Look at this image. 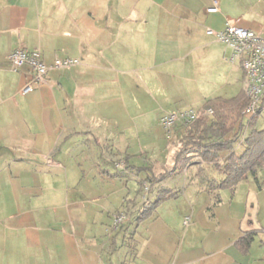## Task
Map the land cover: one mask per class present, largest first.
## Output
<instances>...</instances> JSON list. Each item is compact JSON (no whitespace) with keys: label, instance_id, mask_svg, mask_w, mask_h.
<instances>
[{"label":"crops","instance_id":"crops-1","mask_svg":"<svg viewBox=\"0 0 264 264\" xmlns=\"http://www.w3.org/2000/svg\"><path fill=\"white\" fill-rule=\"evenodd\" d=\"M260 2L0 0V264H169L162 208L190 210V230L203 219L190 195L202 210L210 196L194 177L195 185L184 180L194 166L170 171L177 146L159 118L244 90L240 62L207 29L233 18L264 36L250 9ZM16 47L41 50L43 80L26 65L12 68ZM64 56L78 63L52 66ZM134 173L148 189L131 204L125 180ZM258 180L220 189L211 214L218 234L204 238L198 264H264V167ZM160 186L179 192L158 203L144 237L126 221L113 224L114 213L137 212ZM246 233L243 251L236 241Z\"/></svg>","mask_w":264,"mask_h":264},{"label":"trees","instance_id":"trees-1","mask_svg":"<svg viewBox=\"0 0 264 264\" xmlns=\"http://www.w3.org/2000/svg\"><path fill=\"white\" fill-rule=\"evenodd\" d=\"M247 101L244 90L233 97L206 98L194 108L196 117L187 125L177 128L179 143L173 153L170 171L182 172L194 166L192 177L197 179V184L200 181L203 190L214 194L215 204L220 200V189L232 191L239 181L248 177L258 182V172L264 167V121L258 126V116L264 109V94L256 111L244 123L242 110ZM209 171H214L218 176ZM167 173H159L157 179ZM178 191L160 186L156 198L143 205L153 211L160 201L176 196ZM251 239L252 234L246 233L237 239L236 244L245 251Z\"/></svg>","mask_w":264,"mask_h":264},{"label":"built area","instance_id":"built-area-1","mask_svg":"<svg viewBox=\"0 0 264 264\" xmlns=\"http://www.w3.org/2000/svg\"><path fill=\"white\" fill-rule=\"evenodd\" d=\"M216 9L215 2L212 6L207 7V10ZM207 33L213 34L226 45L229 49L226 58L230 62H240L245 76L244 91L248 100L242 113L253 114L264 94V36L251 28L239 25L233 18H227L224 26L219 30L208 28ZM8 57L13 69L26 65L32 70L34 80L41 81L44 79L48 65L44 63L39 48L27 50L16 47L9 53ZM75 63H78V59L75 57H56L52 66L69 67ZM208 112H211V109H208ZM196 115L197 112L192 107L163 113L159 121L166 138L172 137L176 125H187ZM122 163L116 162L115 166L122 165ZM125 217L126 214L123 211L116 212L112 216V222L117 225ZM187 219L188 217H185L184 222H187Z\"/></svg>","mask_w":264,"mask_h":264},{"label":"rangeland","instance_id":"rangeland-1","mask_svg":"<svg viewBox=\"0 0 264 264\" xmlns=\"http://www.w3.org/2000/svg\"><path fill=\"white\" fill-rule=\"evenodd\" d=\"M262 2L260 3H253L252 5H250V9L252 11H256L260 13L261 16V20L260 22L264 25V6L261 5ZM244 6H248L249 5H244ZM196 104V103H195ZM195 104L193 103V108H195ZM250 117V115L244 114V118H243V122L245 123L247 121V119ZM258 126L263 124L264 121V109L261 111V113L258 116ZM166 143L172 141V143L175 146H178L179 140H178V136H175V133L172 135L171 138H168V140H165ZM120 162V161H119ZM115 162L112 163L113 167L115 168L114 165ZM112 165H109L110 168H112ZM123 165V163H122ZM190 172V171H189ZM182 173V172H181ZM210 173V171H209ZM214 171L211 172L210 174L214 175ZM187 174V173H186ZM183 175L184 180H186V182H188L187 184H194L196 183V178H195V183L191 182L189 180L193 179L190 177L193 176L192 173L186 175ZM217 176L218 174L215 173ZM137 174H129V177L126 178L125 182H126V186H125V193L127 191H129L127 197L128 198H133L130 202L132 204V202H137V200L139 199V201L143 198H145V194L147 193V189L146 186H144L143 183L139 184L137 182L138 177L136 176ZM178 175L177 174H174ZM169 181V178H166L165 183H167ZM183 181V179H182ZM185 182V181H184ZM202 185L199 181L198 186L200 187V185ZM198 188V187H197ZM183 189V187L181 188ZM203 189V188H202ZM179 192V191H178ZM205 193H207V196H210V201L208 203V205L202 210L200 207V201L197 200L195 202L194 198L191 197L190 195V199H189V203L191 204L192 202H194L195 204V214L198 212V216H201L203 219L202 221H200L199 225L197 224V226L192 227L193 229L190 230H186L188 224L190 223L191 220V214H190V210L189 211H170V209L168 207H163L161 212H160V216L161 218L164 219V222L167 224V230H169L170 234H169V244H170V248L169 250L171 251V256L169 259V264H198V258L201 257L204 254V250H208L209 247H205L206 242H204V238L207 235H217L218 234V230H219V224L217 223V221L215 219L211 218V214L212 211L214 210V204L213 200H214V194L212 192L207 191L206 189H204ZM181 195V194H180ZM179 195V196H180ZM195 195V194H194ZM126 197V198H127ZM184 197V196H183ZM176 199L177 197L173 196L170 197V199ZM169 199V198H167ZM184 201V199L181 198V201ZM142 201V200H141ZM172 201V200H169ZM129 202V203H130ZM173 204H175V200L173 202H171ZM189 204V205H190ZM146 205H143L141 207V210L143 209L144 211L141 212V210L138 212H131L129 210V207H124L123 208V212L126 214V217L124 218L123 221H126L125 224H127V226L129 225V229L135 230L137 237L140 235L141 237H144V235L147 234V227L149 225V222L153 219V217H155L156 214H158V210L157 208L152 212L149 209H146L145 207ZM209 206V207H208ZM146 209V210H145ZM200 210H202L200 212ZM146 211V212H145ZM145 212V213H143ZM149 212V213H148ZM185 217H188L187 222H184ZM131 222V224H130ZM218 225V226H217ZM168 233V232H166ZM168 235V234H167ZM226 235V233L224 234V236ZM208 248V249H207ZM182 251H191L190 254L192 255H186V257H184L183 255H181ZM169 253V254H170ZM201 263V261H199V264Z\"/></svg>","mask_w":264,"mask_h":264}]
</instances>
